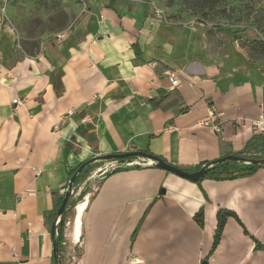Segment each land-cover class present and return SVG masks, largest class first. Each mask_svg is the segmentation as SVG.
Listing matches in <instances>:
<instances>
[{"label": "crops", "instance_id": "crops-1", "mask_svg": "<svg viewBox=\"0 0 264 264\" xmlns=\"http://www.w3.org/2000/svg\"><path fill=\"white\" fill-rule=\"evenodd\" d=\"M85 3L37 57L18 51L0 13V264H54L56 209L82 163L100 182L67 224L66 264H264V167L201 184L142 157L106 170L130 152L194 172L243 151L264 134V72L216 29L135 0ZM221 209L240 221L228 218L210 255Z\"/></svg>", "mask_w": 264, "mask_h": 264}, {"label": "rangeland", "instance_id": "rangeland-1", "mask_svg": "<svg viewBox=\"0 0 264 264\" xmlns=\"http://www.w3.org/2000/svg\"><path fill=\"white\" fill-rule=\"evenodd\" d=\"M150 7L154 17L184 24L204 25L215 31L216 26L247 28V33L229 37L231 44L247 55L250 62L264 72V27L253 23L257 3L228 0L221 8L202 10L195 0H135ZM87 9L85 0H0V13L15 34V45L22 55L37 57L47 45L60 42L74 28L79 16ZM251 157L262 153L251 151ZM249 162L244 167H249ZM119 166V165H118ZM109 166L107 171L116 169ZM100 175H82L74 184L64 211L67 224L74 218L76 208L99 186ZM83 193H85L83 195ZM66 224V228L67 225Z\"/></svg>", "mask_w": 264, "mask_h": 264}, {"label": "trees", "instance_id": "trees-1", "mask_svg": "<svg viewBox=\"0 0 264 264\" xmlns=\"http://www.w3.org/2000/svg\"><path fill=\"white\" fill-rule=\"evenodd\" d=\"M198 4V6L204 10H213L215 8H221L223 6V3L228 0H195ZM237 1H248L251 2V6L254 8V4L250 0H237ZM255 3H257V11L254 16L253 23H259L261 27H264V0H253ZM216 31L224 33L228 35L229 37H238L239 35H243L247 33V28H242L240 29L239 27H233L231 25L227 26H216L215 27ZM264 34V31H262ZM258 150L262 153V157L260 158H255L251 157L249 154L251 151ZM145 154L146 156H154L148 151H139ZM232 156L233 158L231 159H225L222 160L223 158ZM155 157V156H154ZM139 158L138 156H130L127 158H121L118 159V165L116 169L110 171L107 173V176H110L116 172L122 171L127 169V166H123V164L130 163L137 161ZM158 158V157H157ZM219 160L213 161V162H207L201 165H198L195 169V171H199L203 169L204 167L207 168L206 174L204 179L196 181L194 183L201 184L203 180L206 179H211L215 181H224V180H234V179H239V178H247L253 174H255L259 169L264 167V134H256L252 138V140L247 144L245 149L241 152L238 153H230L227 154L225 157H223ZM161 159V158H159ZM163 160V159H162ZM165 161V160H163ZM166 162V161H165ZM246 162H249V167H244V164ZM84 165H87V163H82L80 164L75 170L70 171L71 173V178L73 175ZM155 167H157V164H154ZM135 168H139L140 165H135ZM194 171V172H195ZM87 169L82 170L80 175L76 178V181L82 176L86 175ZM75 181V182H76ZM193 182V181H191ZM85 193H83L84 195ZM65 197V196H64ZM64 197L61 199L60 203L57 206L56 209V214L59 211L63 201ZM233 217L237 220L240 221L238 218V215L230 210L227 209H221L218 212L217 215V228L215 231V236H214V242H213V247L211 250V254L215 252L217 249L220 240L222 238L226 223L228 218ZM195 220L199 224L200 227L204 226V212L201 210L198 214L195 215ZM66 216L63 214L60 220V223L57 227L58 231L55 235L54 239V264H66L65 258H64V242H65V230H66ZM245 232L248 233L246 228L244 227ZM138 230L134 234V238L137 234ZM256 246L255 250H264V245H262L258 240H255Z\"/></svg>", "mask_w": 264, "mask_h": 264}, {"label": "water", "instance_id": "water-1", "mask_svg": "<svg viewBox=\"0 0 264 264\" xmlns=\"http://www.w3.org/2000/svg\"><path fill=\"white\" fill-rule=\"evenodd\" d=\"M130 156H138V157H142V158H145V159H148L150 161H153L157 164V167L162 169V170H165L167 172H170V173H173L179 177H182L184 179H187V180H190V181H193V182H196V181H199V180H202L204 179L205 177V174H206V171H207V168L204 167L203 169L199 170V171H195V172H188V171H185L183 169H180L176 166H173L165 161H163L162 159H159L157 157H154V156H146L145 154H143L142 152H130V153H124V154H119V155H112V156H109V157H106V159H121V158H127V157H130ZM233 158L232 156H229V157H226V158H223L222 160H225V159H231ZM88 164V163H87ZM86 165H84L83 167H81L74 175L73 177L71 178L70 182H69V185H68V189L66 191V196H65V199L58 211V216H59V219H60V216H62L64 214V211L67 207V203H68V199L70 197V194L73 190V187H74V184H75V181H76V178L78 177V175L81 173V171L84 169ZM164 192V191H163ZM58 227V225L55 223V226L53 228V235L55 236L56 235V228ZM55 249V248H54ZM201 264H208V261H203Z\"/></svg>", "mask_w": 264, "mask_h": 264}, {"label": "built area", "instance_id": "built-area-1", "mask_svg": "<svg viewBox=\"0 0 264 264\" xmlns=\"http://www.w3.org/2000/svg\"><path fill=\"white\" fill-rule=\"evenodd\" d=\"M168 78H169V81H170V83H171L172 86H178V85H180V79L178 78L177 73H175V72L169 73V74H168ZM20 102H21V100L18 99V100H15V101H14V104H15V105H18ZM69 114H70V115L73 114V111H69ZM142 164H143V163H141V162H136V161H134V162H130V163L123 164V166H127V167L135 166V165H140V166H141ZM117 166H118V163L116 164V167H117ZM79 175H80V174H79ZM79 175H78V176H79ZM70 180H71V179H70ZM69 182H70V181H69ZM68 185H69V183H68ZM67 189H68V186H67V188H66V191H67ZM28 193H29L30 195H33V194H35V191H28ZM59 223H60V219L57 220L56 224L59 225Z\"/></svg>", "mask_w": 264, "mask_h": 264}]
</instances>
